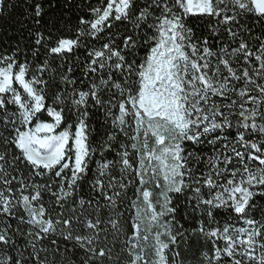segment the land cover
I'll return each mask as SVG.
<instances>
[{"label": "snow or ice", "instance_id": "obj_1", "mask_svg": "<svg viewBox=\"0 0 264 264\" xmlns=\"http://www.w3.org/2000/svg\"><path fill=\"white\" fill-rule=\"evenodd\" d=\"M17 7L0 264H264V0Z\"/></svg>", "mask_w": 264, "mask_h": 264}, {"label": "trees", "instance_id": "obj_2", "mask_svg": "<svg viewBox=\"0 0 264 264\" xmlns=\"http://www.w3.org/2000/svg\"><path fill=\"white\" fill-rule=\"evenodd\" d=\"M7 2L10 3L11 0H7ZM5 8H6V4H5ZM19 13H20V9L17 7L11 10L10 16H0V29H9L11 19L19 16ZM14 38H18V37H14ZM97 127H99V125H97ZM129 195H131V192H129ZM121 210L122 211L124 210L123 207ZM125 214L127 215V212ZM181 252H182L181 259L184 260V264H196L197 256H194L192 251H184L182 247ZM55 260L57 261V264H59L61 260L60 256L57 255L55 257Z\"/></svg>", "mask_w": 264, "mask_h": 264}]
</instances>
